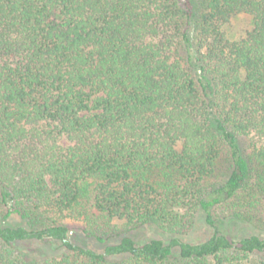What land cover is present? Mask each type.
I'll use <instances>...</instances> for the list:
<instances>
[{"label": "trees", "instance_id": "1", "mask_svg": "<svg viewBox=\"0 0 264 264\" xmlns=\"http://www.w3.org/2000/svg\"><path fill=\"white\" fill-rule=\"evenodd\" d=\"M261 192L264 0H0V264H247L264 232L223 223L252 224ZM201 216L210 236L185 239ZM69 217L102 243L119 222L169 237L97 251Z\"/></svg>", "mask_w": 264, "mask_h": 264}, {"label": "rangeland", "instance_id": "2", "mask_svg": "<svg viewBox=\"0 0 264 264\" xmlns=\"http://www.w3.org/2000/svg\"><path fill=\"white\" fill-rule=\"evenodd\" d=\"M249 28H250L249 18L243 14H239L232 19L230 25L228 26V31L230 36L239 38L243 36ZM250 141H251L250 137H244V138L242 137L241 139L244 152L247 156H250V152H251L249 147ZM230 171H231V162L228 160L227 157H225L221 163V169L219 171L220 176L219 175L218 176L223 181L228 177ZM254 181L255 179L252 180L253 183ZM254 195H255L253 199L254 211H252L250 216V219L251 221H253V223L250 224V223H244L242 221L226 220L223 223L224 227L230 226L233 233L239 236L254 232L255 233L264 232V192L256 193ZM248 196H249V189L248 191H244L235 202L248 203V202H244V200L247 201L249 199ZM234 203H231V205H234ZM225 207L226 206L218 209V212L220 213L223 212V210H225ZM3 213H4L3 207L0 205V221L3 219ZM12 221L24 222V220L23 221L21 220L20 216H14L12 218ZM65 221L67 224L74 227L72 238L75 242L85 247H90L97 251H104L107 242L119 241L121 236L123 235H132L139 240L147 239L150 237H160V238L169 237V234H166L161 230H159L157 227L151 225L141 226L128 232L126 230L127 228L119 222L118 225L120 229L123 230V234L121 236L110 239L106 243H102L96 238L89 237L84 233L83 221L70 217L67 218ZM210 234H211V229L205 223L204 217L201 216L197 221L196 227L189 234L183 235V237L191 241H200L208 238ZM22 248L24 250V253L27 255L28 259L32 261L62 251V250H57L50 245H44L39 242H28ZM263 261H264V255H258V256H254L252 258V261L247 264H262ZM210 262H211L210 264H218L217 260L214 258L210 259Z\"/></svg>", "mask_w": 264, "mask_h": 264}]
</instances>
